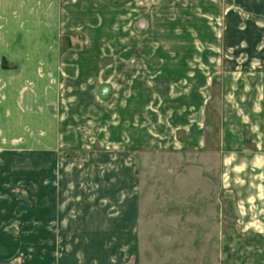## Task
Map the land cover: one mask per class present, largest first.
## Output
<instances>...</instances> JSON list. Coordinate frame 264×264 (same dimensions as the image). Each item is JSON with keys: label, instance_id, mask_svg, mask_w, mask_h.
I'll return each mask as SVG.
<instances>
[{"label": "rangeland", "instance_id": "obj_1", "mask_svg": "<svg viewBox=\"0 0 264 264\" xmlns=\"http://www.w3.org/2000/svg\"><path fill=\"white\" fill-rule=\"evenodd\" d=\"M140 20L146 29L152 25L147 17ZM92 35L63 38L84 45V63L78 78L76 66H56L61 78L48 81L56 97L49 96L47 81L21 87L20 81L0 78V264H264V220H249L252 177H236L232 167L222 176L220 162L201 150L179 161L175 174L163 165L156 171L153 161L154 171L143 180L152 197L143 211L147 220H104L99 207L106 198L96 192L100 185L93 183L87 155L126 151L125 138L135 132L130 126H139L141 114L138 102L129 107L137 111L125 112L119 92L130 84L139 88L140 82H131L129 71L109 81L111 58L105 47L95 59ZM99 37L107 45V32ZM13 66L18 65L5 61L0 71ZM218 108L207 112L209 148H217ZM164 116L171 122L181 117L162 111ZM133 152L139 174L140 153ZM104 178L115 182L109 173ZM243 185L249 190L238 189ZM237 204L249 211L248 220H241Z\"/></svg>", "mask_w": 264, "mask_h": 264}, {"label": "crops", "instance_id": "obj_2", "mask_svg": "<svg viewBox=\"0 0 264 264\" xmlns=\"http://www.w3.org/2000/svg\"><path fill=\"white\" fill-rule=\"evenodd\" d=\"M145 17L149 29L139 24ZM104 31L105 46L99 37ZM85 33L96 34L90 43L95 59L100 48L108 50L109 81L129 71L130 81L140 82L139 88L130 84L119 92L124 111H135L129 107L138 102L141 114L139 126L131 124L135 132L125 138L126 151L87 155L93 183L100 185L96 192L106 198L99 207L104 220H147L143 211L152 197L143 180L153 165L175 174L179 161L198 150L220 162L222 176L230 167L236 177L250 174L249 220H264V0H0V65H18L0 71V78L20 81L21 87L30 80L52 82L61 78L55 68L62 64L76 66L78 78L84 45L63 38ZM218 106L217 148H209L207 112ZM162 111L181 117L171 122ZM133 150L140 153L139 174ZM108 173L114 184L105 180ZM238 206L241 220H248L249 211Z\"/></svg>", "mask_w": 264, "mask_h": 264}]
</instances>
